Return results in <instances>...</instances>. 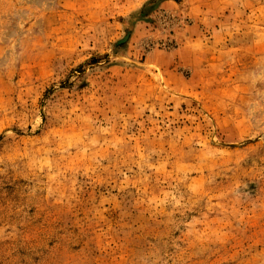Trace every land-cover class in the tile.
<instances>
[{
  "label": "rangeland",
  "instance_id": "obj_1",
  "mask_svg": "<svg viewBox=\"0 0 264 264\" xmlns=\"http://www.w3.org/2000/svg\"><path fill=\"white\" fill-rule=\"evenodd\" d=\"M0 264H264V0H0Z\"/></svg>",
  "mask_w": 264,
  "mask_h": 264
}]
</instances>
